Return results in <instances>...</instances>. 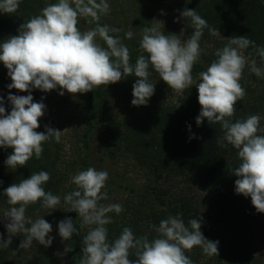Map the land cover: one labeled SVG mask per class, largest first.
I'll list each match as a JSON object with an SVG mask.
<instances>
[{
  "label": "clouds",
  "instance_id": "clouds-1",
  "mask_svg": "<svg viewBox=\"0 0 264 264\" xmlns=\"http://www.w3.org/2000/svg\"><path fill=\"white\" fill-rule=\"evenodd\" d=\"M20 3L21 0H0V13L12 15L18 11ZM109 12L108 0H58L24 22L18 35L0 43V62L8 69L12 81L9 90L29 93L27 96H8L12 105L10 114L6 113L0 97V148L13 149L5 161L8 168L24 167L33 156L40 159L43 144L52 139L59 142L63 133L49 126H45V132L37 131L46 106L43 102H33V89L50 92L59 88L61 96L65 91L73 95L86 94L134 75L138 79L133 85L131 103L137 107L147 106L155 93L150 67L172 90L184 92L194 83L192 71L202 53L200 41L204 29L207 28L212 36L221 37L219 30L210 27L196 10L185 8L180 15L191 21L194 31L190 38L182 42L184 31L180 35H165L160 28L161 24L164 26L163 22L154 20L151 27H143L139 42L141 54L133 65L123 39L132 40L134 33L131 30L125 32L122 39L119 33L123 29L101 25V17ZM80 18L88 19L95 27L81 31L78 27ZM225 40L227 44L215 52L217 59L206 71L199 73L196 88L201 111L196 123L200 126L207 119L209 125H222L224 135L217 143L220 147L232 145L241 161L233 170L234 176L238 177L235 192L251 197L257 212L264 213V127L261 116L254 114L231 121L237 102L246 96L240 83L245 67L264 78V67H258L255 59L249 60L252 54L246 56L244 52L251 47L264 63V46L258 47L248 36ZM191 138L195 139V136ZM49 180L50 174L40 171L4 191L11 207L3 215L8 220V239L3 241L0 236V248H8L17 234L24 237L20 249L32 247L34 241L45 248L51 247L52 225L43 217L32 220L26 216L28 206L38 202L46 209H56L61 204L60 196L45 191L43 186ZM107 180L108 172L104 170L89 167L78 171L70 181L75 189L63 197L68 212L78 213L81 227L88 229L79 264H193L185 253L195 247H200L209 257L219 254V242L203 236L202 223L191 219L186 225L182 214L161 220L158 227L153 225L157 237L151 241L147 235L135 236L128 227L117 239L109 241L106 226L113 223L109 213L119 215L124 209L118 203H101L108 199ZM58 229L63 241H71L74 234L79 235L71 218L60 221ZM131 250H135V261L129 259ZM70 251L68 244L64 254Z\"/></svg>",
  "mask_w": 264,
  "mask_h": 264
},
{
  "label": "trees",
  "instance_id": "trees-1",
  "mask_svg": "<svg viewBox=\"0 0 264 264\" xmlns=\"http://www.w3.org/2000/svg\"><path fill=\"white\" fill-rule=\"evenodd\" d=\"M134 1L133 7L127 9L123 0H108L110 12L99 21L101 25L123 29L119 33L122 39L125 32L131 30L134 33L132 40L123 39V43L130 50V62L133 65L141 54V32L149 21L147 8L152 0ZM54 3H58V0H21L16 13H0V43L10 36L18 35L24 22L41 14L48 4ZM162 4L167 20V26L162 31L165 35H180L184 31L182 41H186L193 34L190 19L185 20L180 15L185 8L196 10L210 27L218 29L221 34V37L212 36L207 28L204 29L200 41L202 53L192 71V88L176 92L150 67V80L155 83V93L147 106L137 107L131 103L134 98L133 85L138 79L134 75L115 84L94 88L93 92L86 94L73 95L65 91L61 98L63 101L59 103L68 109L63 119L55 120L53 113L45 111L39 121L38 132H45V126L63 132L59 142L52 139L43 144L44 151L40 159L33 156L24 167L11 169L6 166L5 161L13 149L0 148V214L11 207L7 203V197L3 195L4 191L22 179L30 178L32 173L48 172L50 180L43 186L45 191L61 197V204L56 209L43 208L38 202L28 206L26 210V216L32 220L43 217L52 225L49 235L53 237V243L48 250L41 253L39 264H79L83 238L88 229L81 227L78 213L68 212L63 197L75 189V185L70 182L71 177L78 171L92 167V154L95 152L102 161L107 157H132L142 167L154 173H165L167 180L166 183H147L143 186L120 185V188L129 191L139 207L150 206V210H153L150 216L152 221L149 226L144 227V220L137 218L143 213L140 211L130 221L112 223L107 227L109 241L117 239L125 227L131 228L137 237L147 235L151 241L157 237L153 225L158 227L161 220L182 214L181 218L186 225L191 219L199 220L202 223L203 236L219 242L217 256H206L200 247L186 252L193 264H264V260L252 255L246 245L226 242L221 227L216 229L221 219L217 218L215 221L213 215H205L203 212L205 202H200L195 196H188L186 192H177L173 187L177 186L174 178H181L213 198L227 200L236 194L235 181L238 177L234 176L233 170L241 162L238 152L232 145H227L226 141V147H220L217 143L218 138L224 135L221 124L209 125L205 119L202 125H197L196 118L201 111V105L196 84L199 83V73L206 71L217 59L216 50L227 44L225 39L248 36L258 47L264 46V0H166ZM173 17L178 18V27H174ZM78 27L81 31H86L94 28L95 24H89L88 19L80 18ZM98 42L106 47L103 41ZM209 45L212 47L208 48ZM249 53L252 54L249 60L255 59L260 67H264V63H261L260 57L255 55L251 47L244 52L246 56ZM11 83L8 69L0 62V97L3 98L2 106L7 114H10L12 107L8 101L10 94H29L15 89L10 91L8 85ZM60 91L59 88L50 92L33 89L31 95L33 102L39 103L45 95H59ZM171 96L175 99L170 100ZM69 98L72 99L70 104ZM235 107L232 122L255 114L261 116V126L264 127V89L257 96L246 94ZM67 218L72 219L79 232V235H73L71 241H63L59 235L58 224ZM7 223L8 220L0 215V236L3 241L8 239ZM23 239V235L17 234L12 237L8 248H0V264H23V259H28V249L19 247ZM68 244L72 251L64 254ZM13 250L16 251L15 255L12 254ZM57 253L62 255L57 256ZM136 258L135 250H131L129 259L135 261Z\"/></svg>",
  "mask_w": 264,
  "mask_h": 264
},
{
  "label": "rangeland",
  "instance_id": "rangeland-1",
  "mask_svg": "<svg viewBox=\"0 0 264 264\" xmlns=\"http://www.w3.org/2000/svg\"><path fill=\"white\" fill-rule=\"evenodd\" d=\"M126 2L127 9H131L134 4V0H123ZM166 0H152L147 8L148 19L145 23L146 27H151V23L156 21H162L164 26L161 24V31L167 26V20L164 14L162 2ZM178 18L173 17L174 27H178L180 23L176 21ZM142 34V32H141ZM184 38V35L182 36ZM181 38V39H182ZM183 42V41H182ZM212 46L209 45L208 48ZM258 67H260L257 64ZM242 87L246 90V94H253L255 96L264 89V78L257 77L254 73H251L249 67L246 66L243 72V77L240 81ZM250 91V92H248ZM62 96L58 94H47L43 98V103L46 106V110L50 114H54L55 120L61 121L66 114L64 105H59L60 101H63ZM72 98V97H71ZM69 98V104L72 99ZM170 100H174L175 97L171 96ZM68 105V104H67ZM12 110V107H11ZM10 112V110H7ZM92 167L99 170L108 172V180L106 182V192L108 199L101 201V203L108 204H121L123 211L117 215L116 213H109L113 219V223L122 224L130 221L134 215L140 214L137 218L144 220L142 225L144 227L151 224V214L153 210H150V206L139 207L138 202L131 197L128 190L120 188V185L126 186L129 184H137L143 186L147 183H166L165 173L160 172L154 173L150 169L142 167L132 157L121 156L116 159L107 157L104 161L100 159L98 154L95 152L92 154ZM114 181L113 183H111ZM175 185L173 186L177 192H186L188 196H195L200 202H205L203 212L214 216V220L217 218L221 219V223L218 222L216 229L221 227L225 233V240L229 244H243L246 245L248 251L257 258L264 260V213H258L256 208L253 206L251 197H244L243 195L230 196L227 200L220 198H213L207 193L200 189H196L191 186L188 182L183 181L181 178H174ZM169 184V183H168ZM110 191V193H109ZM0 215H4L0 214ZM146 225V226H145ZM107 225L106 227H109ZM219 233V232H218ZM34 241L33 246L28 248L30 252L28 259H23V264H39L38 259L41 253H44L48 248L37 244ZM36 244L38 246H36Z\"/></svg>",
  "mask_w": 264,
  "mask_h": 264
}]
</instances>
